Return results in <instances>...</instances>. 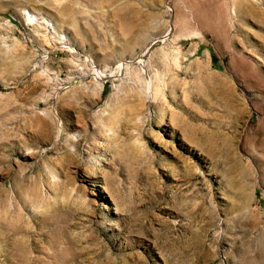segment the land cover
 <instances>
[{
  "label": "rangeland",
  "instance_id": "obj_1",
  "mask_svg": "<svg viewBox=\"0 0 264 264\" xmlns=\"http://www.w3.org/2000/svg\"><path fill=\"white\" fill-rule=\"evenodd\" d=\"M0 264H264V0H0Z\"/></svg>",
  "mask_w": 264,
  "mask_h": 264
},
{
  "label": "bare ground",
  "instance_id": "obj_2",
  "mask_svg": "<svg viewBox=\"0 0 264 264\" xmlns=\"http://www.w3.org/2000/svg\"><path fill=\"white\" fill-rule=\"evenodd\" d=\"M62 1V0H60ZM25 18L26 20H28L29 23L31 24H34V25H38V26H41V27H45V31H46V34L43 35V38H44V41L49 43L51 42L53 45H55L54 43H58L60 45H63V47H65L66 49H70L69 46H70V43H69V39H68V36H66V34H64L58 27L59 24H57L56 22H54L52 19H50L49 17H46V16H39V14H36L34 12H31L29 10H27L25 13ZM155 43V40H152V42H150L148 44V46L145 48V50L137 57V59L140 61V63H143L144 64V58L146 57V55L149 54L150 52V49L152 47V45ZM59 45V46H60ZM57 46V47H59ZM56 47V48H57ZM149 56V55H148ZM142 64V65H143ZM141 65V66H142ZM144 66V65H143ZM127 67V66H126ZM145 68V66H144ZM95 72H97V76L99 78H104L106 75H107V69L106 70H103V69H99L95 66ZM150 81V80H149ZM151 83V82H150ZM148 84V83H147ZM99 86V90L101 89V85H98ZM148 86V85H147ZM152 86V85H151ZM152 88V87H151ZM148 89V88H147ZM150 89V88H149ZM102 90V89H101ZM152 90V89H151ZM147 91V90H145ZM161 92H163L162 90H160ZM150 94L149 90L147 91V94ZM160 93V92H159ZM161 94V93H160ZM152 97V96H151ZM165 98V95H162V98L163 99ZM166 99V98H165ZM165 99H164V103H165ZM163 101V100H162ZM123 113V112H122ZM141 113V112H140ZM139 112H137L135 115L138 117ZM162 113V112H161ZM117 116V115H116ZM112 117V116H111ZM140 117H138L139 119ZM112 119V118H111ZM114 121V120H112ZM111 121V122H112ZM110 122V124H111ZM113 123V122H112ZM107 124V123H106ZM109 124V123H108ZM109 124V125H110ZM108 126V125H107ZM112 127V125H110Z\"/></svg>",
  "mask_w": 264,
  "mask_h": 264
}]
</instances>
